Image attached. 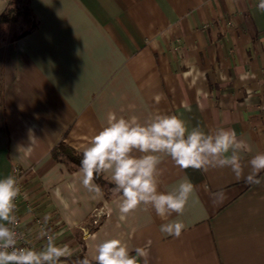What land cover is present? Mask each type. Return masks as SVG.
<instances>
[{"label": "crops", "instance_id": "crops-1", "mask_svg": "<svg viewBox=\"0 0 264 264\" xmlns=\"http://www.w3.org/2000/svg\"><path fill=\"white\" fill-rule=\"evenodd\" d=\"M7 0H0V13ZM259 0H31L37 26L16 39L0 37V178L20 172L31 211L18 197L19 225L31 248L43 229L67 244L66 264L88 258L94 246L118 238L140 264H264V172L260 185L237 180L230 168H179L160 154L159 190L185 179L194 191L182 216L161 220L138 207L121 220L110 176L102 195L85 189L80 168L52 157L61 143L79 155L107 124L108 113L176 115L205 133L231 128L264 152V12ZM159 97V100L156 98ZM38 138L30 153L29 130ZM17 177V176H16ZM97 184L96 182H94ZM106 187V188H105ZM59 189L64 200L54 195ZM223 191L222 200L212 194ZM109 213L99 225L95 208ZM36 217V218H35ZM47 218V222H45ZM181 221L179 238L162 234ZM88 232V233H87ZM33 233V234H32ZM23 247V246H22Z\"/></svg>", "mask_w": 264, "mask_h": 264}, {"label": "clouds", "instance_id": "clouds-1", "mask_svg": "<svg viewBox=\"0 0 264 264\" xmlns=\"http://www.w3.org/2000/svg\"><path fill=\"white\" fill-rule=\"evenodd\" d=\"M264 12V0L256 5ZM159 100V97L156 98ZM38 138L29 130L30 144L21 150L27 154ZM252 147L237 136L234 129L219 128L205 133L199 127L189 129L185 121L176 115L156 114L141 123L136 116L118 117L108 113L107 124L91 138L80 159L81 183L85 189L102 195L94 179L101 174L110 176L113 191L120 198L116 202L120 219L138 207L151 208L164 221L173 214L182 216L191 194L193 184L185 179L172 191L159 190L162 170L160 154L170 157L184 170L207 172L210 168H230L235 178L249 185H260L259 177L264 172V152H258L248 160L250 171L245 175L244 154L251 153ZM21 187L16 176L0 178V264H66L62 258L72 255L67 244L59 246L57 236L41 230L46 243L39 250L18 246L22 235L15 230L17 224L16 200ZM53 195L64 203L59 189ZM223 191L212 194L214 202L222 200ZM47 222V218H45ZM185 225L177 220L162 223V234L179 238ZM92 261L95 264H140L138 258L146 257L145 249H135L133 255L121 239H105L94 246ZM78 264H91L88 258Z\"/></svg>", "mask_w": 264, "mask_h": 264}, {"label": "trees", "instance_id": "trees-1", "mask_svg": "<svg viewBox=\"0 0 264 264\" xmlns=\"http://www.w3.org/2000/svg\"><path fill=\"white\" fill-rule=\"evenodd\" d=\"M30 1L31 0H7L5 8L0 13V37L3 32L2 28H4L5 25L14 27V25L19 24V31L18 34L13 37L14 39L35 29L37 23L30 9ZM52 155L55 159H58V156H62L67 162L72 163L73 167L80 168V159L82 155H79V153L67 147V145L65 146L60 143L54 151H52ZM94 182H96L101 189L104 188L105 185H108V183L104 181L102 174L96 177Z\"/></svg>", "mask_w": 264, "mask_h": 264}, {"label": "built area", "instance_id": "built-area-1", "mask_svg": "<svg viewBox=\"0 0 264 264\" xmlns=\"http://www.w3.org/2000/svg\"><path fill=\"white\" fill-rule=\"evenodd\" d=\"M13 172L16 174L17 179L19 181L20 172H18V169H15ZM20 187H21V185H20ZM25 196H26L25 193L21 189V195L19 197L23 200V203H22L23 206L26 209H29V203L27 202ZM16 204H17V209H18V198L16 200ZM17 209H16L17 224L15 226V230L22 235V239L18 241V246H20L21 244H24V237H23L24 234L20 229V225H19L20 220H19V215H18ZM108 216H109V213L106 210H104V208H101V207L95 208L90 215V219L88 220L89 225L92 227H95V226L99 225V223L101 222L100 221L101 219L107 218Z\"/></svg>", "mask_w": 264, "mask_h": 264}, {"label": "rangeland", "instance_id": "rangeland-1", "mask_svg": "<svg viewBox=\"0 0 264 264\" xmlns=\"http://www.w3.org/2000/svg\"><path fill=\"white\" fill-rule=\"evenodd\" d=\"M18 27H19V24L14 25V27L11 26V25H9V27L7 28V29H8V30H7L8 33L5 35V36H6L5 38L9 39V38H12L13 36H15L16 34H18V31H19ZM105 188H106V187H105ZM33 207H34V206L32 205V203L29 202V209H26V210L31 211V209H32ZM35 218H36V217H35ZM22 232H25V231H22ZM37 232L39 233V232H41V231L38 229ZM32 234H33V233H32ZM26 235H27L26 233L23 235V237H24V244H21L20 246H23V247H30V248H31L32 243L29 242V240H28L29 237H27ZM43 239L46 240V237L43 238ZM30 243H31V246H30Z\"/></svg>", "mask_w": 264, "mask_h": 264}]
</instances>
